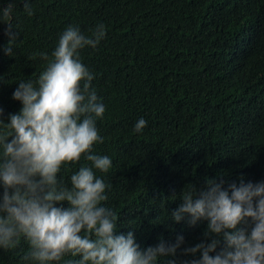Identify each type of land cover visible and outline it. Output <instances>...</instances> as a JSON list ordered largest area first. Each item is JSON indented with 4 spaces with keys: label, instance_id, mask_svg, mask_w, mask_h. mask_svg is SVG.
I'll list each match as a JSON object with an SVG mask.
<instances>
[{
    "label": "trees",
    "instance_id": "16d2710c",
    "mask_svg": "<svg viewBox=\"0 0 264 264\" xmlns=\"http://www.w3.org/2000/svg\"><path fill=\"white\" fill-rule=\"evenodd\" d=\"M31 8L28 15L14 0V55L4 51L10 37L0 23V118L7 122L22 107L13 99L21 80H36L46 67L33 54L51 57L68 26L90 35L103 24L106 38L80 55L106 107L96 120L104 142L93 151L113 161L107 174L96 175L110 185L105 203L117 213V233L133 231L141 249L161 239L174 243L178 235L182 248L194 246L205 239L208 222L171 219L183 191H203L209 179L223 180L225 188L241 179L264 181V99L252 94L264 88V0H31ZM216 83L231 85L200 103L199 92ZM141 118L147 126L136 133ZM85 165L91 162L82 156L58 179L70 186ZM26 250L23 242L0 249V264H23ZM176 259L192 257L178 250Z\"/></svg>",
    "mask_w": 264,
    "mask_h": 264
},
{
    "label": "clouds",
    "instance_id": "9594fccd",
    "mask_svg": "<svg viewBox=\"0 0 264 264\" xmlns=\"http://www.w3.org/2000/svg\"><path fill=\"white\" fill-rule=\"evenodd\" d=\"M32 15L31 0H20ZM14 0L0 5V23L10 37L4 49L14 55L19 33L11 23ZM103 24L90 35L68 26L51 57L33 54L46 62L36 80H21L13 99L22 107L0 118V249L8 252L27 245L23 264H178V250L192 259L183 264H264V181H207L198 192L182 193V203L171 213L176 222L196 226L207 221L205 239L183 247L185 238L161 241L141 249L133 231L117 233V213L106 206L110 185L97 176L113 167L109 156L93 151L104 139L96 127L106 107L92 87L94 74L81 62L80 50L95 49L106 38ZM235 73L242 75L241 62ZM231 84L205 85L198 101L209 92ZM264 99V88L252 93ZM0 108V117L3 116ZM147 121L139 119L134 132L142 133ZM82 156L91 166H81L70 177V186L58 179L62 167L78 164ZM67 202L68 207L64 206ZM223 247L217 251L218 246ZM210 253H216L211 255Z\"/></svg>",
    "mask_w": 264,
    "mask_h": 264
}]
</instances>
